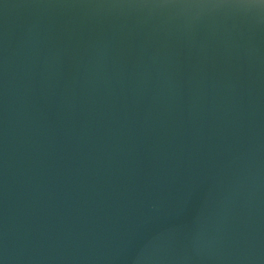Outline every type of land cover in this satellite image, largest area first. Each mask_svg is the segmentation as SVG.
<instances>
[{
  "label": "water",
  "instance_id": "water-1",
  "mask_svg": "<svg viewBox=\"0 0 264 264\" xmlns=\"http://www.w3.org/2000/svg\"><path fill=\"white\" fill-rule=\"evenodd\" d=\"M0 264H264V0H0Z\"/></svg>",
  "mask_w": 264,
  "mask_h": 264
}]
</instances>
